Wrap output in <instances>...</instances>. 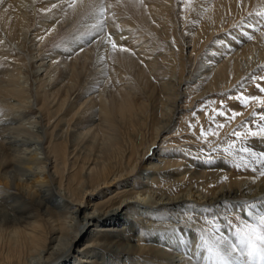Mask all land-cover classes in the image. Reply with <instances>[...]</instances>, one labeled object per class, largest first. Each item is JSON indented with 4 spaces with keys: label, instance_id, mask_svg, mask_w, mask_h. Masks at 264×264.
Segmentation results:
<instances>
[{
    "label": "bare ground",
    "instance_id": "6f19581e",
    "mask_svg": "<svg viewBox=\"0 0 264 264\" xmlns=\"http://www.w3.org/2000/svg\"><path fill=\"white\" fill-rule=\"evenodd\" d=\"M97 1L43 3L40 11L50 3L57 8L50 10L60 25L86 7L94 15L83 18L76 26L80 32L49 54L39 50L37 37L40 32L47 37L54 26L51 19L35 28H20L22 39L11 40L5 27L12 15L8 4L15 7L14 16L23 19L28 3L0 4V43L4 48L8 42L5 51L16 53L12 66H4L8 72H0V81L17 77L12 88L0 85V264H212L203 259L200 237L235 242L233 219L256 223L264 214V177L259 174L264 165L248 154L232 153L240 164L250 165L235 174L218 147L254 107L235 111L240 115L234 121L219 120L218 113L205 111L200 102L262 67L264 31L255 33V42L242 33L252 30L254 22L259 26L261 16H250L251 23L244 22L238 31L221 34L216 29L229 4L262 0L195 4L203 20L199 28L170 46L171 52L181 46L182 66L171 64V72L154 76L157 91L151 98L134 92L129 80L115 90L122 98L118 110L133 113L119 131L109 119L113 91L108 96L109 71L101 52L102 40L111 39L105 43L112 47L118 34L106 33L109 25L101 24ZM117 52L113 60L122 61L119 69L145 57ZM151 53L144 67L156 59L155 51ZM92 57L88 81L86 76V82L73 90L68 68L77 59L86 62ZM55 63L63 69L59 77L52 70ZM144 67L139 71L143 79ZM136 107L145 111H132ZM220 124L224 127H217ZM256 142L249 148L264 153V139Z\"/></svg>",
    "mask_w": 264,
    "mask_h": 264
},
{
    "label": "rangeland",
    "instance_id": "374dc122",
    "mask_svg": "<svg viewBox=\"0 0 264 264\" xmlns=\"http://www.w3.org/2000/svg\"><path fill=\"white\" fill-rule=\"evenodd\" d=\"M2 1L3 0H0L1 5H2ZM29 1L30 0H27V3L29 5L27 4V6H28L27 10L28 11H27V15L24 17L25 19L24 18L20 19L19 17L14 16L15 7H13L11 4L10 5L8 4V10H10L12 12V15H11L12 17L10 16V18H9L10 24L7 26L5 25V27H7V30H8L6 32L7 33L9 32L8 35L7 34L6 35H7V38H9V39L13 38L11 40L19 41L22 39L21 37H20V39H18L20 36L19 35L20 28L21 29L35 28L37 23L40 22L41 20L51 19V20H49L50 25H54L53 26L54 29L52 28V30L50 32H47V34H46L47 37L45 36V32H42V33L40 32L38 34L39 37H37L38 38L37 42H38V44H40L39 50L44 54H49V52L51 53L53 51V49L54 50L57 49L60 46V44H62V42L66 41V39H68L69 36L71 37L72 35L80 32V29H78L76 26L78 23H80V21L84 20L83 18H86L89 20L92 16H94L93 14H90V13L88 14V12L90 10H88V8L86 7L85 9L81 10L80 12L75 11L74 13H71L70 15L65 17L66 19L64 18V20H63L64 24L60 25V21L59 22H58V20L56 21L55 17L52 16L53 12H51V10H50V9H57L56 7L54 8V5H52L51 3L47 4L46 5L47 7H44V9L40 11L41 7L44 6L43 3L46 0H31L30 2ZM239 1L241 2L244 0H239ZM263 1L264 0H262L260 2L261 5L260 4H249L248 2H247V4H246V2L244 4H241V3L229 4L230 6H228L226 8V12L228 14L223 17V19H224L223 22L221 24H218V26H217L218 28H216L217 31H220V33L223 32L221 34H224V33L226 34V33H228V31L229 32L230 31H236V30L238 31L241 29L242 25H244L245 23H248V22L251 23V21H249L250 19L257 20L260 16V15L257 16V13L264 12V10H263L264 9V2ZM98 2L105 9V11H104L103 15L100 17V19L105 24L107 23L106 25H109L107 30H110V31L109 32L107 31L106 33L112 32L115 35L118 34L116 36L118 38L116 40L117 43L115 41V44L119 47L129 49L130 52H125V53L128 55H131V54L134 55V57H136V59H139L138 57L145 56V57H143L142 60H140L139 63L132 64L130 68L125 69L121 66L123 70L121 68L119 69L118 66L123 64V63H121L122 61L120 59L119 60L117 59L119 57H117V58L115 57L113 60V55H118V53H119V52H117V49L119 50V47L116 49V51H113L111 44L109 42L105 43L109 39L107 40V38H104V40H102V46H104V48L103 47L101 48V52H102V55L106 56V57L103 56V58L106 59L105 60V63H106L105 67L109 71V73L106 72L108 75L107 81H108V85L110 86L109 90L113 91V93H112V91L108 92V96L110 95V93L113 94V95L111 94L112 95L111 96V98H112V105L111 106L114 107V108L111 107L109 109L110 110L109 111V119L111 117V119L113 121L112 123H114V126L119 131L122 129V126L131 122V120L133 119L132 118L133 113L131 114L127 110H124V111L118 110L119 103H120V100L122 98H120L121 97L120 93L119 94L114 93L115 90L119 86H122L124 84L123 82H128V80H129L130 81L129 83H130L131 87L133 88L134 92H140V93L146 92V96L150 97V98L156 93L157 90L152 85L153 83H155L153 81L154 76L160 72L163 73L164 71L171 72L170 70H172L174 66L176 68L179 66H182V64H183L182 59L183 58H182V53L180 50L181 46H178L177 49H175L173 52H171L170 46L173 45L172 43L175 40L183 39L184 33L186 34L189 31L194 33V32H196L197 27L199 28V26H200L199 24L203 20H202V18L197 16L198 11H196L197 6H195V4H198L200 2L202 3V2H204V0H98L97 3ZM50 5H51V7H50ZM9 6H10V8H9ZM156 6H157V8H156ZM32 7L34 9H32ZM230 8H232V9H230ZM255 10H257V11H255ZM196 12H197V14H196ZM84 13L87 14V16ZM173 14L175 17L174 16L172 17ZM99 15H100V13H99ZM250 16H251V18H250ZM262 17L264 18V16H261L260 19L257 21V22H259V23H257V25H259V26H257L258 28L255 25L256 22H254V23H252L254 25V27H252L253 25L251 26L253 31L251 29H248V30L244 29L243 30L244 32L241 30L242 33H244V34L247 33L246 34L247 36L248 35L251 36V34H253L251 36L252 42H255V39H256V41H259V39H257V37H256V36H258V33L260 32L259 29H261V31H264V27H262V26H264V19H262ZM67 18H69L71 20L69 21V19H67ZM247 18L248 19L250 18V19L248 20ZM121 19H123V20H121ZM28 22H29V24H28ZM241 22H242V24H241ZM15 27H17V28H15ZM189 27H190V29H189ZM223 27H224V29H223ZM216 29H214V31H216ZM249 30H250V32H249ZM255 33H256V36H255ZM40 36L42 39H44L46 37L45 40H43V42H42V39L40 38ZM136 36H137V38H136ZM253 36L256 38H254ZM39 38L41 41L39 40ZM109 41L111 42L112 40L110 39ZM261 44L263 47L264 46V38H262ZM7 45H5V47H6V49H9L8 42H7ZM0 46L2 47L3 43H0ZM4 48L3 47L1 48L3 50L0 49V65H1L0 66V72L2 71L3 73L5 72L6 69H7L6 72H8V69H9V68H6L4 66L11 67L12 66L11 64H13L15 59H16V56H15L16 53L15 52H12V53L8 52L7 53V51H5ZM206 49H207V46H204L202 51L205 52ZM110 50L113 51V54H110L112 52ZM151 50L155 51L154 57L156 59L154 61H152V63L150 65L146 64L147 66L144 67L143 65L145 63H147L148 60L152 57ZM263 50H264V47H263ZM108 51H110V52H108ZM2 52H4V53H2ZM178 52H180V53H178ZM5 53L8 54V57H7V54H5ZM159 55H161L160 56L161 58L159 57ZM164 56H166V57H164ZM173 57L175 58V60L170 59ZM93 58L94 57L88 58L87 60H85L86 62H84L83 60L80 61V59H77V62H75L73 65H71L68 68V70L71 74V78L73 80L72 82H74V84L76 85V86L74 85L75 86L74 88L72 86L71 89L72 88H73V90L77 89L80 85H82L81 84L82 82L83 83L86 82V79L88 81L89 74L91 73L90 67L93 63ZM115 59H117L116 62H115ZM173 60H174V62H173ZM56 63H55V65L57 67L54 66L55 68L54 69L52 68V70L54 71L53 72L54 76L59 77L61 75L63 69L60 66L61 65L60 63H58L59 66ZM171 64L173 65V67ZM261 66L262 67H260L259 71L257 73H255V75L250 74L251 75L250 76V75L245 74V75H243V77L238 82H236V84H234V86L233 85L231 86L232 88L230 87L228 90L226 89L227 91L222 90L223 92L217 91V92H215V94L213 96H210V97L202 100L203 102H200V105H202L203 107H207V109L205 111L214 110L216 113H219V112L225 113V115H219V117H218L219 120L220 119L221 120L222 119H224V120L230 119L233 111H239V112L244 113L248 109L254 107L251 110L253 112L249 113L248 118L241 121L237 126L238 128L236 131H239L241 133V137L237 138L233 133H230V134L226 135L225 138L218 144L220 155H222V157H224L227 160L226 163H228V165L233 167L232 171L235 174L239 173V171L235 167V165L240 164L241 161L239 160V157L234 156V155L229 154V153H234V154L237 153V154H241L242 156L246 155L247 153H241L239 151V149L241 147L249 148V147L253 146L254 144L257 143L256 141L259 139V137H256V138L248 137L245 139L244 138L245 133L247 132V130L249 128L253 131H256L257 130L256 124L264 123V122L259 120V114L264 112V109L260 108L256 101H247V102H245L246 103V106H245V104H242V102L239 99V97L241 95H243V96H260L261 99H264V93H260L256 87L257 83H261V85L264 86V81H260L257 79L260 76H264V63ZM141 67H144V70L146 71L145 78H148L146 80H145V78L143 79L144 75H141V73L139 72L140 69H142ZM113 69H114V71H113ZM6 72L4 74H6ZM122 72H123V75L125 74L124 76L121 75ZM138 74H139V77H138ZM86 76H87V78H86ZM140 76H142V77H140ZM108 77H110V79ZM12 78H13V81H11ZM12 78L5 79V77H3V79H1V81H0V85L3 83L4 85L12 88V86L15 85L17 77H16V79L14 77H12ZM76 80H77V82H76ZM0 94L2 95L3 92H1ZM7 95H9V94L7 93ZM69 97H67L66 99H69ZM113 102H114V104H113ZM44 104H45L44 106L46 107L47 104L46 103H44ZM202 106L200 107L201 109H203ZM147 107L148 106H146V113L148 112ZM132 111H134V112L140 111L141 112V111H145V110H142L141 107H136V108H133ZM254 112L257 113V116H255V117H253ZM233 121H234V119H233ZM253 121H255V123ZM230 145H231V147H230ZM220 146H221V148H220ZM205 149H207V148H205ZM223 149H228V152H225ZM214 150H215L214 148H211L210 152H213ZM240 165H241V167H243L245 164H240ZM241 223H243V222H241L237 219H233V221H231V226L234 230H236L238 224H241Z\"/></svg>",
    "mask_w": 264,
    "mask_h": 264
},
{
    "label": "snow or ice",
    "instance_id": "6c2138e0",
    "mask_svg": "<svg viewBox=\"0 0 264 264\" xmlns=\"http://www.w3.org/2000/svg\"><path fill=\"white\" fill-rule=\"evenodd\" d=\"M70 6H72L70 4ZM105 9L103 6L100 7L99 12L102 16ZM257 15L264 16V13H257ZM103 24V21H101ZM248 39H252L251 36H248ZM117 46L114 42L112 43L113 50H116ZM120 51L130 52L129 49L119 47ZM260 81H264V76L257 78ZM257 89L260 93H264V86L261 83L256 84ZM242 104H245L247 101H256L258 106L264 109V99H261L260 96H243L239 97ZM218 115H225L223 112H219ZM240 113L233 111L230 119H234ZM257 116V113H253V117ZM259 120L264 122V112L259 114ZM255 123V121H253ZM217 127H224L223 124L218 125ZM256 131L251 130L250 128L245 133L244 138L260 137L264 139V123L256 124ZM237 138L241 137L239 131L233 133ZM201 135L204 136L205 132L201 130ZM231 147V145H230ZM228 152V149L224 150ZM241 153H247L252 160L256 161L257 164L264 165V153H256L251 148L241 147L239 149ZM232 154V153H229ZM211 161H209L210 163ZM245 167H250L247 163ZM235 167L239 169L240 164H236ZM260 176L264 177V170H260ZM226 179V178H225ZM254 207V205L249 206ZM250 214V213H249ZM234 235L236 237L235 242H228L223 239H214L209 235H203L200 237L201 244L205 250L203 259L211 260L212 264H264V214L259 215L256 219V223H248L247 221L238 224Z\"/></svg>",
    "mask_w": 264,
    "mask_h": 264
}]
</instances>
